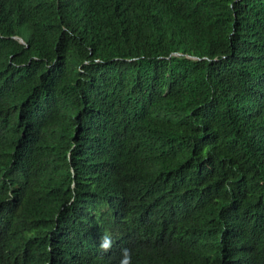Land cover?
I'll list each match as a JSON object with an SVG mask.
<instances>
[{
  "label": "trees",
  "instance_id": "16d2710c",
  "mask_svg": "<svg viewBox=\"0 0 264 264\" xmlns=\"http://www.w3.org/2000/svg\"><path fill=\"white\" fill-rule=\"evenodd\" d=\"M11 187L34 220L0 264H104L105 233L158 264H264V0H0Z\"/></svg>",
  "mask_w": 264,
  "mask_h": 264
},
{
  "label": "clouds",
  "instance_id": "9594fccd",
  "mask_svg": "<svg viewBox=\"0 0 264 264\" xmlns=\"http://www.w3.org/2000/svg\"><path fill=\"white\" fill-rule=\"evenodd\" d=\"M20 43L26 44L21 37H15ZM180 56L181 54H174ZM121 175L101 172L93 177V181L117 182ZM120 201V200H118ZM28 194L22 188H9L5 193L4 202L0 203V237H2V254L7 255V249L12 240L26 236L29 224L34 217L29 213ZM122 221L124 217H122ZM148 247V245H147ZM99 250L107 257L104 264H140L144 259L153 264H158L149 252H138L140 260L135 256L137 245L127 240H114L110 234L105 233L100 238Z\"/></svg>",
  "mask_w": 264,
  "mask_h": 264
}]
</instances>
